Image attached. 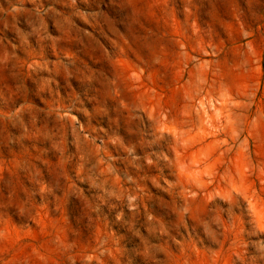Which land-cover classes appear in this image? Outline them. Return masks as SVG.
<instances>
[{"label": "rangeland", "instance_id": "obj_1", "mask_svg": "<svg viewBox=\"0 0 264 264\" xmlns=\"http://www.w3.org/2000/svg\"><path fill=\"white\" fill-rule=\"evenodd\" d=\"M0 264H264V0H0Z\"/></svg>", "mask_w": 264, "mask_h": 264}]
</instances>
